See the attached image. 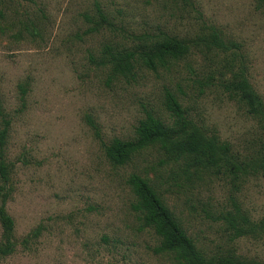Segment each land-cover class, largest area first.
Returning <instances> with one entry per match:
<instances>
[{
    "label": "rangeland",
    "instance_id": "374dc122",
    "mask_svg": "<svg viewBox=\"0 0 264 264\" xmlns=\"http://www.w3.org/2000/svg\"><path fill=\"white\" fill-rule=\"evenodd\" d=\"M135 33L176 35L189 46L182 58L151 71L137 67L109 78L98 65L101 49L119 37L97 19ZM216 31L227 49L207 47ZM243 67L264 101V6L259 0H0V127L9 120L5 147L9 182L0 223V264H176L158 253V238L141 228L130 204V173L147 177L188 234L207 255L235 254L264 264V232L229 241L221 208L234 200L252 219L264 215V173L186 179L157 145L124 165L104 146L130 139L146 112L169 122L172 92L207 134L248 154L258 125L219 82ZM1 184V181H0ZM3 190V191H5ZM220 218V219H218Z\"/></svg>",
    "mask_w": 264,
    "mask_h": 264
},
{
    "label": "trees",
    "instance_id": "16d2710c",
    "mask_svg": "<svg viewBox=\"0 0 264 264\" xmlns=\"http://www.w3.org/2000/svg\"><path fill=\"white\" fill-rule=\"evenodd\" d=\"M259 1L264 6V0ZM95 7L96 20L87 14L84 16L86 20L93 22L87 31L93 32L105 24L110 32L119 37L115 44L102 47L97 61L99 66L107 68L109 78L132 74L137 67L156 71L189 52L188 44L176 35L163 31L135 33L124 25L110 21L98 3H95ZM202 40L209 48H228L216 31ZM230 66L231 63L229 68L228 64L224 65V68L229 69L227 77L223 73L219 74L220 85L258 125L254 147L248 154L234 150L228 140L217 134L208 135L206 130L190 119L187 109L176 95L167 91L164 102L169 112V122L146 112L135 126L132 138L114 137L105 144L104 151L108 160L115 165H124L140 149L157 145L164 156L163 161L175 165L188 180H199L204 175L225 176L230 183L236 184V181L247 174L264 173V101L250 83L243 67L233 70ZM3 123L0 127V196L5 197L9 182L5 147L10 122L4 119ZM127 184L134 196L130 206L138 214L141 228H150L158 238L156 252L172 255L176 264H245L233 253L227 256L205 254L147 177L132 172L127 178ZM232 202L231 209L221 208L218 211L229 241L264 232V215L254 220L234 200ZM0 223L4 233L8 235L13 229V220L6 212L5 199L1 197ZM6 251L5 247L0 248V252Z\"/></svg>",
    "mask_w": 264,
    "mask_h": 264
}]
</instances>
